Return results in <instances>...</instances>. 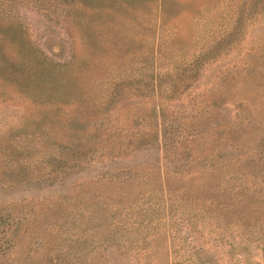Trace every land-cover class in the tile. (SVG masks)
Wrapping results in <instances>:
<instances>
[{
    "label": "trees",
    "instance_id": "1",
    "mask_svg": "<svg viewBox=\"0 0 264 264\" xmlns=\"http://www.w3.org/2000/svg\"><path fill=\"white\" fill-rule=\"evenodd\" d=\"M22 1L49 12L59 3ZM206 12L208 38L193 58L175 55L187 42L161 38L158 57L150 50L139 79L128 78L127 86L153 90L142 92L155 99L143 109L150 118L101 106L105 120L83 125L72 115L58 140L60 124L49 119L28 137L23 122L17 141H0V264H124L139 255L157 264L156 242L165 237L168 264H264V37L201 81L247 27L262 25L264 0H215ZM95 164L97 172L73 178ZM68 184L69 198L82 189L81 210L77 202L58 207Z\"/></svg>",
    "mask_w": 264,
    "mask_h": 264
},
{
    "label": "rangeland",
    "instance_id": "2",
    "mask_svg": "<svg viewBox=\"0 0 264 264\" xmlns=\"http://www.w3.org/2000/svg\"><path fill=\"white\" fill-rule=\"evenodd\" d=\"M214 1L71 0L70 8H67L68 5L59 0L54 12L35 8L22 0H15L9 6L0 5V141L6 138L17 141L23 132V122H26L24 131L28 137L29 131L37 127L35 123L43 121L46 125L49 119L60 124V131L54 137L58 140L64 132L61 125L66 119L75 115L77 122L84 121V125L91 117L100 118L101 106L119 108L121 113L126 112L122 107H133V118H141L143 109L155 101L154 97L142 95V92L152 94L153 90L141 83L127 86L128 78L139 79L140 60L150 55V50L153 58L158 57L155 49L161 38L176 37L178 42H187L186 50L176 51L175 55L193 58L200 44L206 43L208 38L201 22ZM261 24L247 27L238 45L220 54L221 62L203 70L201 81L210 79L222 64L235 61L253 47L258 36L264 37V22ZM177 26L178 33L174 29ZM173 31L177 35L173 36ZM16 84H21L25 94L18 93ZM114 89L120 92L113 97ZM129 90L132 95H124ZM34 96L48 97L49 102L37 105L32 102ZM83 105H87L86 114L81 113ZM89 108H92L90 113ZM222 111L230 116L234 108L228 103ZM102 116L105 120L107 113ZM143 116L150 118L148 114ZM121 117L125 116L121 114ZM100 167L95 164L73 178L93 174ZM69 185L61 186L60 195L67 191V199L58 207L67 208L77 202V209L81 210L82 189L69 198ZM42 191H38L40 195ZM50 191L53 195V189ZM61 216L59 222L65 226L63 219L70 216L64 209ZM74 218L75 225L77 216ZM156 247L160 255L154 263L168 264L167 237L159 238ZM144 262L139 255L126 259L124 264H146Z\"/></svg>",
    "mask_w": 264,
    "mask_h": 264
}]
</instances>
